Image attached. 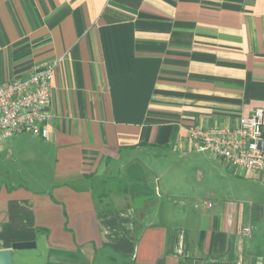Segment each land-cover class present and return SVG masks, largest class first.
I'll return each instance as SVG.
<instances>
[{
  "label": "crops",
  "instance_id": "obj_1",
  "mask_svg": "<svg viewBox=\"0 0 264 264\" xmlns=\"http://www.w3.org/2000/svg\"><path fill=\"white\" fill-rule=\"evenodd\" d=\"M47 66L49 137L0 142L12 264H264V182L189 135L264 109V0H0V86ZM167 149L195 182L138 158Z\"/></svg>",
  "mask_w": 264,
  "mask_h": 264
},
{
  "label": "built area",
  "instance_id": "obj_2",
  "mask_svg": "<svg viewBox=\"0 0 264 264\" xmlns=\"http://www.w3.org/2000/svg\"><path fill=\"white\" fill-rule=\"evenodd\" d=\"M53 77L54 67L47 66L26 80L14 79L0 86V142L23 133L49 137L48 106L53 96ZM189 135L200 151L222 160L236 173H256L264 182L262 107L240 117L236 125L193 127ZM243 234L249 236L251 228L245 227Z\"/></svg>",
  "mask_w": 264,
  "mask_h": 264
},
{
  "label": "rangeland",
  "instance_id": "obj_3",
  "mask_svg": "<svg viewBox=\"0 0 264 264\" xmlns=\"http://www.w3.org/2000/svg\"><path fill=\"white\" fill-rule=\"evenodd\" d=\"M158 150H153L151 153H139L138 154V158L141 159L142 161L145 162V164H147L149 166V168L151 169L152 173L153 172H157V170L159 169L162 173H166L165 178L162 179L160 185L162 188L169 190V187L171 185H168L169 182H171L172 178L177 180V175H176V171L178 172V169L180 172H184L187 174L188 179H185V177H183L182 179L180 178L181 183L183 184V186H186L189 184V182L194 178V182H195V176L199 177L196 172H197V167H200L201 165L199 163H195V156L197 155H193L191 156V159L189 157V159H178V161H174L179 157V154L174 153L173 151H170L169 149L164 150L162 155L160 154H156ZM158 153V152H157ZM190 155V154H189ZM171 161V164L170 163ZM174 159V160H173ZM170 166V167H169ZM171 168V172L170 171ZM230 170H232L231 168H229ZM189 170V171H188ZM207 174V173H206ZM173 175V176H172ZM206 176V175H205ZM200 177V183H206L207 181V177ZM113 254V253H112ZM117 254H114V256ZM113 256V257H114ZM118 257H116V259H118L117 261H113L110 258H97L96 261L94 262V264H127L128 260L121 258L119 255H117Z\"/></svg>",
  "mask_w": 264,
  "mask_h": 264
},
{
  "label": "water",
  "instance_id": "obj_4",
  "mask_svg": "<svg viewBox=\"0 0 264 264\" xmlns=\"http://www.w3.org/2000/svg\"><path fill=\"white\" fill-rule=\"evenodd\" d=\"M34 247H36V242L25 241L13 243L10 249H0V264H12L13 251L15 250L30 249Z\"/></svg>",
  "mask_w": 264,
  "mask_h": 264
}]
</instances>
